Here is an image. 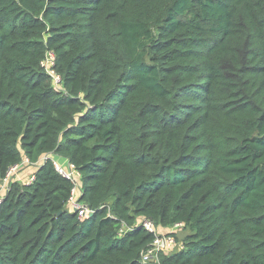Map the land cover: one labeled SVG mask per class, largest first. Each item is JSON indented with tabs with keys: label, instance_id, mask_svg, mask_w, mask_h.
Segmentation results:
<instances>
[{
	"label": "trees",
	"instance_id": "16d2710c",
	"mask_svg": "<svg viewBox=\"0 0 264 264\" xmlns=\"http://www.w3.org/2000/svg\"><path fill=\"white\" fill-rule=\"evenodd\" d=\"M23 158L0 264H142L141 219L189 233L157 264H264V0H0V178Z\"/></svg>",
	"mask_w": 264,
	"mask_h": 264
},
{
	"label": "built area",
	"instance_id": "2783aa9c",
	"mask_svg": "<svg viewBox=\"0 0 264 264\" xmlns=\"http://www.w3.org/2000/svg\"><path fill=\"white\" fill-rule=\"evenodd\" d=\"M53 54L48 53L46 60L42 63V65L46 68L49 74L53 77L54 86L58 87L60 84V78L58 75L55 74L54 70L52 69L53 65ZM58 85V86H57ZM47 156L43 157V160H46ZM55 170L64 178L70 180L73 184L71 189V195L67 201L66 206L72 209L73 212L77 213L80 218H86L91 213L92 210L85 204H83L79 200L80 195V173L74 166V164L70 163L66 158L61 156L54 155L51 157ZM34 165L29 163L26 158L19 163L12 165L6 174L0 178V203L10 190V186L14 181H19L23 184H30L34 180V173H30L29 175L23 177L21 175L22 170L27 167ZM146 230L149 232L155 233L156 237L153 242L148 246V248L143 251L141 255V262L142 264H148L151 261L152 257H155L156 253L161 250H171L175 248H182L183 245L181 241H178L171 235L172 232H176L179 229H183V225L181 223H176L173 226L168 228V231L164 234L157 233V227L148 220L141 219L139 222ZM123 231V228L120 232ZM157 264V263H156Z\"/></svg>",
	"mask_w": 264,
	"mask_h": 264
},
{
	"label": "water",
	"instance_id": "95a60500",
	"mask_svg": "<svg viewBox=\"0 0 264 264\" xmlns=\"http://www.w3.org/2000/svg\"><path fill=\"white\" fill-rule=\"evenodd\" d=\"M188 234L189 233L187 232V230L179 229V230L176 231V238H177L178 241H182Z\"/></svg>",
	"mask_w": 264,
	"mask_h": 264
},
{
	"label": "rangeland",
	"instance_id": "374dc122",
	"mask_svg": "<svg viewBox=\"0 0 264 264\" xmlns=\"http://www.w3.org/2000/svg\"><path fill=\"white\" fill-rule=\"evenodd\" d=\"M31 173L33 174V169H32V171H31ZM30 174V173H29ZM28 174V175H29ZM27 176V175H26ZM67 210L68 211H72V209H70V208H68L67 207ZM168 231V229L165 231V230H163V229H160V228H157V233L158 234H164L165 232H167ZM148 264H156V259H155V257H152L151 258V261L148 263Z\"/></svg>",
	"mask_w": 264,
	"mask_h": 264
},
{
	"label": "crops",
	"instance_id": "0c3cea01",
	"mask_svg": "<svg viewBox=\"0 0 264 264\" xmlns=\"http://www.w3.org/2000/svg\"><path fill=\"white\" fill-rule=\"evenodd\" d=\"M34 165H31V166H27V167H25L23 170H22V173H21V175L23 176V177H25L26 175H28L29 173H31V171H32V169L34 170ZM34 172V171H33ZM163 229V228H162ZM163 230H167V228L165 229H163Z\"/></svg>",
	"mask_w": 264,
	"mask_h": 264
}]
</instances>
